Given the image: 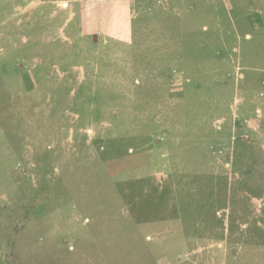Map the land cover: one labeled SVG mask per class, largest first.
Instances as JSON below:
<instances>
[{"label": "rangeland", "instance_id": "1", "mask_svg": "<svg viewBox=\"0 0 264 264\" xmlns=\"http://www.w3.org/2000/svg\"><path fill=\"white\" fill-rule=\"evenodd\" d=\"M0 264H264V0H0Z\"/></svg>", "mask_w": 264, "mask_h": 264}]
</instances>
